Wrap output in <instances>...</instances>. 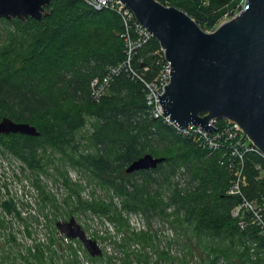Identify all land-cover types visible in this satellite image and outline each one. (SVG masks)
I'll use <instances>...</instances> for the list:
<instances>
[{"label":"trees","instance_id":"trees-1","mask_svg":"<svg viewBox=\"0 0 264 264\" xmlns=\"http://www.w3.org/2000/svg\"><path fill=\"white\" fill-rule=\"evenodd\" d=\"M159 2L186 12L204 31L213 32L235 17L245 0ZM47 10H52V14L42 21L12 20L24 25L23 32L29 34L30 42L26 44L19 34L12 35V47L18 53H0V120L10 118L16 123L31 124L40 134L0 135V149L11 152L30 169H38L42 162L40 151L51 148L64 162L90 172L104 187H109L124 208L148 219L160 217L170 222L172 218L170 223L176 229H182L183 234L191 232L188 247L195 245L196 251L201 247L214 254L211 260L207 256L205 264H215L221 258L228 264H258L251 260L249 243L258 242L262 248L264 238L255 231H242L232 217L238 199L227 195L234 177L233 171L220 165L221 153L209 155L191 139L154 119L140 86L125 76L116 80L100 103L89 100L91 81L104 76L109 66L124 57L120 17L112 11H96L84 0H52ZM107 34L112 45L105 41ZM159 50V42L153 39L139 57L145 59V64L153 65ZM84 62L90 64L89 72L80 68ZM90 118L96 120L94 130L81 137ZM85 141L87 144L83 145ZM146 155L164 161L153 170L127 173L130 165ZM56 161L50 156V162ZM257 164L264 169L262 157L247 155L245 192L250 199L260 198L264 192V179L256 180ZM40 190L44 202L55 201L41 187ZM75 203L66 212L70 219L83 208L95 211L106 206L82 205L81 200ZM52 205L58 209L55 202ZM5 207L12 212L10 205ZM168 209L173 214H168ZM105 210L101 211L107 214V206ZM2 220L0 214V238L12 241L14 237ZM201 241L208 244L199 246ZM218 241L221 242L215 244ZM193 256L194 252L188 257L189 262ZM42 258H37V262L41 263Z\"/></svg>","mask_w":264,"mask_h":264},{"label":"rangeland","instance_id":"rangeland-1","mask_svg":"<svg viewBox=\"0 0 264 264\" xmlns=\"http://www.w3.org/2000/svg\"><path fill=\"white\" fill-rule=\"evenodd\" d=\"M23 26L0 19V53H18L12 47V35L19 34L26 44L30 42ZM105 41L108 45L113 43L109 34ZM105 49L110 50L109 47ZM89 65L84 62L80 68L86 73ZM95 122L94 118L87 119L80 136L91 135ZM82 143L87 144L86 141ZM40 153L41 167L30 169L11 152L0 149V214L14 237L11 241L1 236L0 264H192L188 259L192 252L200 256L198 264H205L207 256L210 260L213 258L212 252H204L201 247L198 251L194 250L195 245L188 247L192 233L183 234L182 229H176L170 223L172 218L169 222L160 217L148 219L133 213L124 208L115 192L104 187L90 172L64 162L51 148ZM50 156L57 160L56 164L50 162ZM137 180L141 181L140 178ZM40 187L55 201L44 202ZM79 200L82 205L105 203L107 206V214L101 211H106L105 206L95 211L83 208L73 215L87 236L97 241L101 256L92 257L81 241H66L58 232L57 223L70 220L66 212L71 203L74 208ZM54 202L58 209L53 207ZM5 205H10L12 212ZM167 212L173 214L171 209ZM207 244L208 241H201L199 246ZM41 256L43 260L37 262ZM250 257L258 264L263 259L262 255L256 259L255 255Z\"/></svg>","mask_w":264,"mask_h":264},{"label":"water","instance_id":"water-1","mask_svg":"<svg viewBox=\"0 0 264 264\" xmlns=\"http://www.w3.org/2000/svg\"><path fill=\"white\" fill-rule=\"evenodd\" d=\"M154 36L171 64V82L160 97L163 112L181 129L215 130L212 119L237 123L264 155V0H245L243 9L208 33L186 12L158 0H119ZM52 0H0V19L42 21ZM38 137L37 128L0 120V135ZM164 161L146 155L127 173L156 169ZM58 232L78 239L92 257L102 255L75 218L57 223Z\"/></svg>","mask_w":264,"mask_h":264},{"label":"built area","instance_id":"built-area-1","mask_svg":"<svg viewBox=\"0 0 264 264\" xmlns=\"http://www.w3.org/2000/svg\"><path fill=\"white\" fill-rule=\"evenodd\" d=\"M159 1V0H158ZM88 7L96 11H112L116 13L122 23L120 39L124 45V57L117 63L109 66L107 73L102 77L94 78L90 83V100L100 103L106 97L113 84L122 76L137 83L144 94L146 105L151 116L171 126L183 138L191 139L200 149L212 155L221 153L220 165L233 171V180L227 190V195L236 197L238 203L233 207L231 215L238 221L242 231H255L258 237L264 238V192L260 198L250 199L245 188L248 186L246 174V158L255 154L264 159L263 153L252 143L241 127L228 119H212L209 123L215 130H206L201 126L190 125L181 129L163 112L159 103L163 96L165 86L171 82V64L166 60L163 49L156 52L158 59L155 64H145V59L139 54L154 36L136 19L134 13L119 0H84ZM140 65V67H138ZM159 95H157L156 93ZM259 173L257 181L264 179V169L255 165ZM66 238V237H65ZM71 239L66 238V241ZM252 246L251 254L263 259L264 247L259 248V243H249ZM260 252L256 255V250ZM198 254L194 253L192 264L201 262ZM217 264H228L225 259H219Z\"/></svg>","mask_w":264,"mask_h":264}]
</instances>
